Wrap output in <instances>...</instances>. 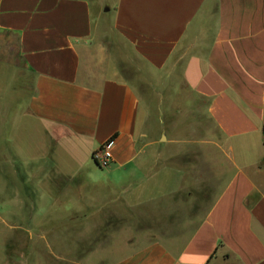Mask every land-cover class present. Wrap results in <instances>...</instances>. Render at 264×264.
Returning <instances> with one entry per match:
<instances>
[{
    "label": "crops",
    "instance_id": "0c3cea01",
    "mask_svg": "<svg viewBox=\"0 0 264 264\" xmlns=\"http://www.w3.org/2000/svg\"><path fill=\"white\" fill-rule=\"evenodd\" d=\"M121 61L180 71L232 173L192 229L111 264H264V0H0L3 182L89 210L106 184L136 190L152 170L138 163L140 96ZM114 135L103 173L93 153Z\"/></svg>",
    "mask_w": 264,
    "mask_h": 264
},
{
    "label": "rangeland",
    "instance_id": "374dc122",
    "mask_svg": "<svg viewBox=\"0 0 264 264\" xmlns=\"http://www.w3.org/2000/svg\"><path fill=\"white\" fill-rule=\"evenodd\" d=\"M120 69L140 96L138 163L145 175L152 172L130 193L106 184L104 204L91 210L81 201L39 202L27 188L22 192L19 177L6 183L0 177V264H111L192 229L232 173L207 100L188 88L178 69L161 72L139 61H121Z\"/></svg>",
    "mask_w": 264,
    "mask_h": 264
},
{
    "label": "built area",
    "instance_id": "2783aa9c",
    "mask_svg": "<svg viewBox=\"0 0 264 264\" xmlns=\"http://www.w3.org/2000/svg\"><path fill=\"white\" fill-rule=\"evenodd\" d=\"M114 139H108L99 149L93 153V160L102 168L109 167L114 159L113 146Z\"/></svg>",
    "mask_w": 264,
    "mask_h": 264
},
{
    "label": "trees",
    "instance_id": "16d2710c",
    "mask_svg": "<svg viewBox=\"0 0 264 264\" xmlns=\"http://www.w3.org/2000/svg\"><path fill=\"white\" fill-rule=\"evenodd\" d=\"M116 135L112 136L110 139H115Z\"/></svg>",
    "mask_w": 264,
    "mask_h": 264
},
{
    "label": "water",
    "instance_id": "95a60500",
    "mask_svg": "<svg viewBox=\"0 0 264 264\" xmlns=\"http://www.w3.org/2000/svg\"><path fill=\"white\" fill-rule=\"evenodd\" d=\"M162 138L164 139V138H165V136L163 135V136H162Z\"/></svg>",
    "mask_w": 264,
    "mask_h": 264
}]
</instances>
